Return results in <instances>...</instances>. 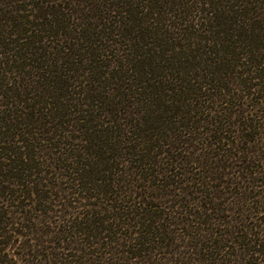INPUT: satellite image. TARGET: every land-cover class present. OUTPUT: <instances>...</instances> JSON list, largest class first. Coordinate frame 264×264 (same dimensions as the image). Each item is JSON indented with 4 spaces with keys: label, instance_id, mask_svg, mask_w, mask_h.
<instances>
[{
    "label": "rangeland",
    "instance_id": "obj_1",
    "mask_svg": "<svg viewBox=\"0 0 264 264\" xmlns=\"http://www.w3.org/2000/svg\"><path fill=\"white\" fill-rule=\"evenodd\" d=\"M1 1L0 161L14 164L28 138L40 168L14 182L5 178L14 190L37 187L25 199L0 198L3 210H14L0 225L11 264H29L25 254L36 244V264H112L114 251L126 246L104 249L107 230L93 229V241H81L96 210V217L113 218L103 226L112 223L118 241L147 232L136 219L166 224L155 231L150 251L136 258L140 264L231 260L228 250L214 255L196 240L214 237V228L226 229L228 221L229 229L259 232L245 246L264 242V0ZM224 37L239 46L237 66L230 48L215 45ZM254 41L263 44L259 65L247 57ZM179 134L187 142H177ZM150 137L157 147L146 157ZM244 144L256 148V171L232 167L215 181L217 164H242ZM84 166L90 178L114 170L120 182L109 197L96 180L93 198L72 193L81 188L73 186V167ZM240 252L233 264H264L263 251Z\"/></svg>",
    "mask_w": 264,
    "mask_h": 264
},
{
    "label": "trees",
    "instance_id": "obj_2",
    "mask_svg": "<svg viewBox=\"0 0 264 264\" xmlns=\"http://www.w3.org/2000/svg\"><path fill=\"white\" fill-rule=\"evenodd\" d=\"M1 16H0V19H1ZM0 21H2V20H0ZM224 30H221V33ZM250 31H253V29H250ZM255 31L256 32H260L257 29H254V32ZM219 32H220V30H219ZM261 32L264 33L263 29H262ZM259 36L260 35H258V36L256 35L255 37L260 40V37ZM228 40H229L228 38L224 37L222 40H217L215 42L216 43L215 45L218 48V50H220V51L222 50L223 52L228 51L229 48H230L231 51H230L229 54L231 56H233V58L235 59V66H237L238 60L241 57L240 54H239V52H237V51H239L238 50V47L239 46H235V45H231L230 43H227V42H229ZM258 42L260 43V41H254V44L248 45L249 50H248V53H247L248 60L252 61V63L253 64H256V65H259L261 63V59H262L261 56H263V55L260 54V51H259L260 46L263 48V44L262 45H259ZM218 50L216 51V53L218 52ZM209 61H213V60L210 59ZM242 65H243V63H242ZM222 66H224V69H227L225 65H222ZM214 71H216V72L221 71L220 66L214 67ZM222 74H223V72H222ZM257 77L258 76L254 75L253 76V79H256ZM215 78L217 80L218 79V76L217 77H214V79ZM215 86H216V84L214 85V87ZM247 87H248V85H247ZM212 88H213V86H212ZM217 88H219L221 91H223L225 89H228V85H219L218 84L217 85ZM172 111L173 112L174 111L175 112L176 111H179V108L176 107L175 110L173 109ZM175 112H174V116L176 114H178V113H175ZM196 128L197 127L195 126L192 129L196 130ZM20 129H22V128H20ZM179 135L180 136L176 137L177 138V142H187V140L183 138V135H181V134H179ZM213 136L215 138L214 140H217V138L218 139H221L220 134L217 135L216 132L214 133ZM243 136H244L245 140L248 137L250 138L249 140H251L252 137H253L250 133H247L246 134V132H245V134ZM29 139H30V137H29ZM23 141L24 142H23V144L20 147L21 149L23 148L22 151L14 152V153H16V155H18V156H16L13 159L14 164H6L5 162L0 161V170L2 172H3L2 166L7 167L11 171V172H6V173H3V174H0V198L7 197V195L9 197L12 196L14 198L16 196V194H17V195L23 196V199H25L26 196H29L30 193L33 192V189H35V190L37 189L36 185L33 186L32 189H30V190L27 189L26 191H25V189L14 190V189H11L10 188L11 187L10 184L15 181L14 180L15 178H17V180L18 179H22V176L21 175H24L27 171H29V173L27 174V176L28 177H31L32 174H33V172H35V173L37 172L38 173L37 170L40 169L39 168V165H38L39 162H38V160H36V159H38L36 157H39V156H37V152L35 151V148H34L35 144L34 143H30V144L27 143L28 138L26 140L23 139ZM156 142L157 141L153 140L152 137H150V138H148L146 140L145 143H146V146L147 147H145L143 149L144 150V153H145L144 155L146 157L152 156V154L150 152H151V150H153V149H155L157 147L156 146V144H157ZM217 142H219V141L217 140ZM218 144H220V143H218ZM170 145H168V146H170ZM172 147H174V146H172ZM175 148H176V146H175ZM241 148H242V150H239V152L242 151V154L243 155L240 156L239 158H241L242 164H237L236 165V164H233V163L232 164H230V163H226V164L222 163L220 165V164H217L216 162H214V163L217 164L214 167V171L218 175L217 177L214 176V180L215 181L218 180V179H224V178H226V176L228 175V173H230L226 169L232 168V167H236V168H238V167L240 168L241 167V168H243V170L245 168L247 171H249L251 173L256 171V169L259 167V163L257 162L258 160L254 156V152L256 151L255 146L245 147V144H244V145H242ZM153 154H155V155H153V157H155L158 153H153ZM1 163H4V164L1 165ZM87 165H88V163H86V166ZM58 166L59 167H64V166H60V165H58ZM65 166L68 167V168H70L69 165H65ZM86 166H84L83 168H81V172L73 167V169L75 170V173H77L76 176L74 175L73 180L74 181L75 180L78 181V183L74 182L73 183V186L79 184V187H81V188H78V186H77V188L74 187V192L72 191V193H76V191L78 190L79 193L80 192L83 193V194H84V192L87 193L85 195V198H88V199L93 198L94 197V194L91 192L90 189H95V186H92V188L90 186L91 185H94L93 182H94V180H96V181H99L100 182V184H99V187L100 188H97V189L101 192L102 195L104 194V196L109 197L108 195L110 193H112L113 190H114V184L120 182L119 179L113 178V175L112 174L114 173L113 172L114 170L113 169H110L109 170V171H111L110 172L111 174H105V176H101V177L93 176L92 178H90L89 175H91L92 172ZM262 168H263L262 171H264V167L263 166H262ZM114 169H116V168H114ZM221 170H225V171H221ZM104 171L106 172L107 171V168H103L101 170V172H104ZM219 171H221V172H219ZM215 172H214V174H215ZM262 175H264V174L262 173ZM85 176L88 177V179ZM10 177L11 178L13 177L12 178L13 182H10V183L7 182L6 183V179L5 178L8 179ZM262 177L264 179V176H262ZM21 184H23V183H21ZM20 196H18L16 198L17 199H20ZM16 198L13 199V201H16ZM93 204H95V203L93 202ZM18 205L19 204H17V206ZM207 209L208 208H206L205 210H207ZM13 211L14 210H10V211L9 210H3L2 207H0V225L3 224V223H6L5 218H7L8 216L11 217L12 214H13ZM98 213H99V210L93 211V214H92L93 217L89 221L90 225L92 226V229H90V230L88 229V231H86L87 228H88V226L86 228L83 225H80V230L81 231H86L84 237L81 238V241H85V240H87V242H90V240L93 241V238H94L93 236H95L93 234V229L98 230V231H101L100 234L104 230H107L106 235L104 236V238H106V242H105L106 244L103 245L104 249H109V245L112 246L113 244H116V246H120V245L126 246V250H124L123 252H121L120 250L119 251H114V254H116V257H115V261H113L112 264H123V263L124 264H140V263L136 262V260H138L136 258L138 256H141L140 255V252L142 250L148 249V251H150V248L148 247V245H150V242H155V237H157V235H156L157 232H155V231H157V229H159L161 225L162 226H165L164 229L166 230V224L159 225L160 223H157L159 221V220H157V217L154 218V219H153V217H151V218L146 219V220L145 219H136L134 221V224L135 223H140V224H143V225L145 224V226L148 227V229H150V230H151V228H153L152 231H151V233H150L151 237L149 238V236L146 235L150 231V230L147 229V232L145 231V234L142 235V236H140V237L135 236L133 238V237H130L129 236L127 238V239H129V242H128V240L125 241V239H123L121 241H118L117 235H116L118 231L115 228H113V229L111 228L112 227V223H110L108 225V227L107 226H103V225H105V223L111 222L110 219H113V218L112 217H109L107 214H102L101 215V218L100 217H96L97 215H100ZM202 213H205V212H202ZM28 215H29V217H28ZM30 215L31 214H26L25 215V219H26L25 221H30V219H31V216ZM201 216H202V214H201ZM221 219H222V216H221ZM123 222H125V219H124ZM223 223H226V229L224 228V224H223V228L222 229L214 228V237L205 238L206 235H203L202 236L203 238H199V240H198V238L196 239L197 241H200V244L202 243V249L203 250H206L208 247H213L214 248V251H212L211 253H214V255H215L216 252L219 253L218 251L228 250L227 253H226V255H225V257H231V260H230V258L229 259H227V258H221L220 262H218L217 264H233V262H231V261H236L239 250H241L240 254L249 253L248 251H251L252 252L251 256H253V254L255 252H257V253L258 252H262V251L264 252V242H261V240H259V239H253V242H252L253 243V248H250L251 246H245L244 245L246 243V240L248 239V235L249 234H251V236L253 234L254 235L255 234H257V235L259 234V232H253V230H251V229H253L252 227H250V230L251 231H243L242 230L243 228L241 229V227H236V226H234V228H230L229 229V225L231 224L229 221L228 222H223ZM98 224H100V225H98ZM135 225H137V224H135ZM219 226H222V225L219 223ZM155 228H156V230H155ZM0 229H1V226H0ZM246 230H248V229H246ZM124 234H126V232ZM1 236H2V234L0 232V237ZM62 238L64 239L66 237H63L62 236ZM250 239H252V238H250ZM68 241H70L73 244L76 242V241L72 240V237H70V239ZM258 241H260V242H258ZM126 242L129 243V244L126 245ZM82 244H83V242H82ZM2 245H5V243L0 242V264H11L9 262V260L6 259V256H5L4 252H3L4 248H2ZM28 245H30V244H28ZM35 246H37L35 248H38L39 244H36ZM68 246H70V248H71V244L68 245ZM35 248H33V246H28V249L29 250H27L25 256L26 257H29V259L27 258V262L29 263V261H30L29 264H36L35 259L39 255V252H38V250H36V251H34L32 253V251ZM51 253H53V252H51ZM106 253H110V255L112 254L108 250H107ZM123 253H125V255H123ZM200 253H202V252H200ZM240 254H239V257H241ZM206 255H208V253L207 254L202 253V254H200V257L202 259H206V258H208V257H206ZM93 260L94 261H97L98 259L95 260L93 258ZM117 260H119L120 262H118ZM248 261L249 260H247V262H246L247 264L248 263L249 264H252L251 261L250 262H248ZM146 263H147V261H146ZM54 264H57V263L55 262ZM68 264H70V263H68ZM78 264H81V263H78ZM95 264H97V262H95Z\"/></svg>",
    "mask_w": 264,
    "mask_h": 264
}]
</instances>
